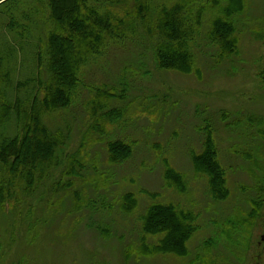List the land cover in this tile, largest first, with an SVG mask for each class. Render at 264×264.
Wrapping results in <instances>:
<instances>
[{
	"label": "rangeland",
	"instance_id": "obj_1",
	"mask_svg": "<svg viewBox=\"0 0 264 264\" xmlns=\"http://www.w3.org/2000/svg\"><path fill=\"white\" fill-rule=\"evenodd\" d=\"M238 2L232 55L210 41L205 11L191 21L193 69L162 70L158 35L138 25L82 66L67 110L44 109L49 77L29 49L5 51L0 139L36 116L58 148L33 194L18 189L0 208V264H264V0ZM124 5L115 12H134L133 0ZM117 141L132 146L121 163L107 153ZM207 141L225 171L222 199L193 163ZM156 205L195 217L178 247H165L167 233H143Z\"/></svg>",
	"mask_w": 264,
	"mask_h": 264
},
{
	"label": "trees",
	"instance_id": "obj_2",
	"mask_svg": "<svg viewBox=\"0 0 264 264\" xmlns=\"http://www.w3.org/2000/svg\"><path fill=\"white\" fill-rule=\"evenodd\" d=\"M223 1L226 4L209 0L201 7L203 3L198 0H178L172 5L170 0H133L134 12L120 15L115 11L125 6V0H0V72L7 63L8 53H16L17 45L29 49L49 77L41 100L44 109L67 110L79 86L82 66L96 57L101 47L134 37L138 25L148 34L158 35L157 67L190 71L195 59L190 50L195 31L191 21L200 22L205 11L213 16L210 41L221 44V53H235L236 19L241 15V7L238 0ZM36 108L35 105L33 109ZM39 120L35 116L21 134L0 139V208L9 202L14 204L18 189L31 196L55 159L56 140L40 126ZM6 122V116L0 114V130ZM205 144L203 154L193 160L195 170L207 176L212 197L222 199L225 171L218 165L214 147L209 141ZM107 153L113 161L121 163L130 157L132 146L117 141L108 144ZM173 210L171 207L158 210L156 205L142 220L143 233L146 229L148 234L167 233L164 244L171 249L191 235L195 218L187 216L189 220L182 217L178 221ZM238 226L237 230L241 231V224Z\"/></svg>",
	"mask_w": 264,
	"mask_h": 264
},
{
	"label": "flooded vegetation",
	"instance_id": "obj_3",
	"mask_svg": "<svg viewBox=\"0 0 264 264\" xmlns=\"http://www.w3.org/2000/svg\"><path fill=\"white\" fill-rule=\"evenodd\" d=\"M260 240L262 242V244L259 243L260 244V247L263 248V249H260V251H261V255L264 256V233H263V235L260 236Z\"/></svg>",
	"mask_w": 264,
	"mask_h": 264
}]
</instances>
